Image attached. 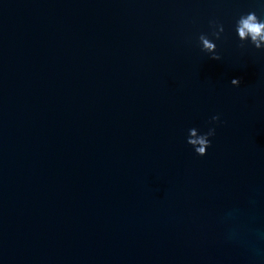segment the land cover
Masks as SVG:
<instances>
[{"label":"water","instance_id":"1","mask_svg":"<svg viewBox=\"0 0 264 264\" xmlns=\"http://www.w3.org/2000/svg\"><path fill=\"white\" fill-rule=\"evenodd\" d=\"M260 3L0 0V264H264Z\"/></svg>","mask_w":264,"mask_h":264},{"label":"clouds","instance_id":"2","mask_svg":"<svg viewBox=\"0 0 264 264\" xmlns=\"http://www.w3.org/2000/svg\"><path fill=\"white\" fill-rule=\"evenodd\" d=\"M264 7V0L257 5V8ZM211 32H200L196 38V45L200 51L210 55L213 59H220V53L217 51V41L221 39L224 33V24L219 19L209 20ZM233 32L240 48L252 47L256 50H264V13L257 10H249L238 13L233 22ZM233 85H239L238 79L231 81ZM211 121L219 122L220 116L214 115ZM187 143L193 148V151L199 156H205L211 147L212 139L216 134L215 125L210 126L207 131H201L197 127L189 130Z\"/></svg>","mask_w":264,"mask_h":264}]
</instances>
